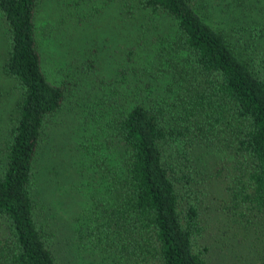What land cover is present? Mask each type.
<instances>
[{
    "label": "trees",
    "instance_id": "obj_1",
    "mask_svg": "<svg viewBox=\"0 0 264 264\" xmlns=\"http://www.w3.org/2000/svg\"><path fill=\"white\" fill-rule=\"evenodd\" d=\"M51 1L0 0V74L14 94L0 132V264L69 262L42 193L57 153L100 190L77 230L100 264H222L215 228L227 222L260 245L246 264H264L262 1L54 0V29L39 16ZM109 10L115 51L100 65L77 30ZM51 41L65 50L58 67Z\"/></svg>",
    "mask_w": 264,
    "mask_h": 264
},
{
    "label": "rangeland",
    "instance_id": "obj_2",
    "mask_svg": "<svg viewBox=\"0 0 264 264\" xmlns=\"http://www.w3.org/2000/svg\"><path fill=\"white\" fill-rule=\"evenodd\" d=\"M261 1L263 7L262 13L264 15V0ZM39 16L40 24L42 18L46 26L50 25L52 29H54L56 21L60 20L59 5L54 0L50 3L46 2ZM112 16L113 10H109L107 16L104 15L94 18L77 30L80 41L79 46L91 54L100 65H102L107 53L115 51L113 50L114 47L111 42L112 37L110 38L112 27L110 18ZM1 21L2 19L0 16V72L5 54L4 33L3 30H1ZM53 34L59 33L58 31H54ZM59 36L60 35L57 36L56 40L60 38ZM260 41L264 42L263 39ZM48 48V62L57 65L56 67L60 66L58 62H60V56L65 50L59 49L54 41H51ZM102 72L105 73L106 69L102 70ZM2 76L3 75L0 74V132H2V127L6 125L5 123L8 122L9 113L12 112L11 108L13 107L12 103L14 100V94L10 91V87L13 83ZM63 127L65 128L62 129ZM63 127L58 128L54 132V145H59L65 141L66 138L63 135L67 133L66 131L69 125L66 124ZM80 129L83 130L81 127ZM2 138L3 136L0 134V144ZM84 157L88 160V154L86 152ZM72 163L73 161L71 159H65L64 154L59 155L57 153L53 158L52 167L54 168V173L50 181L47 180L49 174H44L42 193L46 197V206L50 212L51 218H53L52 220L58 232L59 241L63 243L62 257L69 261L67 264H100V262H102L101 256L107 259L105 254L102 253L101 255L95 240L91 241L89 245H83L78 237L77 231L78 226L80 227V222L83 223L86 221L87 223L90 221V215L92 216L93 209L97 206V201L99 202L101 198L100 190H98V188L96 189V184L94 183L95 178L91 176L92 170H90L89 167H87L82 174L80 171L77 173L68 172L67 169ZM74 168L75 166L73 165V169ZM50 174H52V172ZM48 182L50 184V189L46 187ZM217 203L219 204L218 206L216 204L212 205V208L216 209V212L223 206L219 202ZM216 218L218 217H213L214 225H217ZM227 223L222 227L216 226L215 228L216 231L219 232L218 236L223 237L228 242L224 247L225 253L223 252L222 254L220 252L221 257H219V260L221 261V259H223L225 261H222V264H246V258L252 257L254 253H259L257 249L260 248V245L255 243V247H252L253 239L250 235H244V232L239 230L235 225ZM213 232H215V230H213ZM262 254L264 255V249L262 250ZM239 257L241 261L238 259ZM261 262L262 260L260 263ZM106 263L107 261L104 264Z\"/></svg>",
    "mask_w": 264,
    "mask_h": 264
}]
</instances>
